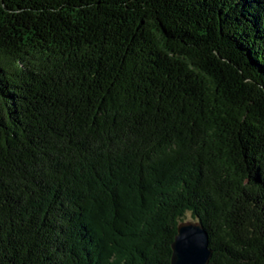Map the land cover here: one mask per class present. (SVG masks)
<instances>
[{"label":"trees","instance_id":"trees-1","mask_svg":"<svg viewBox=\"0 0 264 264\" xmlns=\"http://www.w3.org/2000/svg\"><path fill=\"white\" fill-rule=\"evenodd\" d=\"M264 264V0H0V264Z\"/></svg>","mask_w":264,"mask_h":264},{"label":"water","instance_id":"water-1","mask_svg":"<svg viewBox=\"0 0 264 264\" xmlns=\"http://www.w3.org/2000/svg\"><path fill=\"white\" fill-rule=\"evenodd\" d=\"M209 234L199 222H182L172 245L171 264H210Z\"/></svg>","mask_w":264,"mask_h":264},{"label":"rangeland","instance_id":"rangeland-1","mask_svg":"<svg viewBox=\"0 0 264 264\" xmlns=\"http://www.w3.org/2000/svg\"><path fill=\"white\" fill-rule=\"evenodd\" d=\"M186 219H187L186 222H193V223H195V221L193 220V218L191 217V215H188V216L186 217Z\"/></svg>","mask_w":264,"mask_h":264}]
</instances>
